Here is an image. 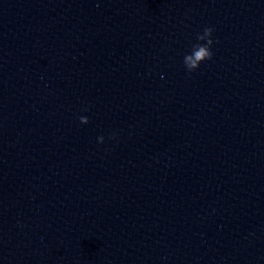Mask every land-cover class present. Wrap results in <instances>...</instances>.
I'll return each mask as SVG.
<instances>
[{
    "label": "water",
    "instance_id": "obj_1",
    "mask_svg": "<svg viewBox=\"0 0 264 264\" xmlns=\"http://www.w3.org/2000/svg\"><path fill=\"white\" fill-rule=\"evenodd\" d=\"M0 264H264V0H0Z\"/></svg>",
    "mask_w": 264,
    "mask_h": 264
},
{
    "label": "clouds",
    "instance_id": "obj_2",
    "mask_svg": "<svg viewBox=\"0 0 264 264\" xmlns=\"http://www.w3.org/2000/svg\"><path fill=\"white\" fill-rule=\"evenodd\" d=\"M213 29L211 27H206L203 34H197V41H206L204 44H193V51L191 54H185L184 65L186 69L191 72L199 66V63L205 59H211L212 52L210 51V45H212L213 40L211 39Z\"/></svg>",
    "mask_w": 264,
    "mask_h": 264
}]
</instances>
